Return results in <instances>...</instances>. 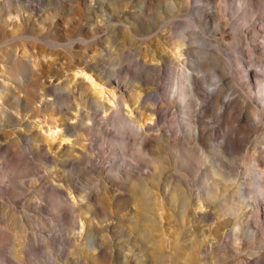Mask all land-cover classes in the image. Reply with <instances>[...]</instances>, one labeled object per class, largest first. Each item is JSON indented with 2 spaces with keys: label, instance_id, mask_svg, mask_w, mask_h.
<instances>
[{
  "label": "rangeland",
  "instance_id": "rangeland-1",
  "mask_svg": "<svg viewBox=\"0 0 264 264\" xmlns=\"http://www.w3.org/2000/svg\"><path fill=\"white\" fill-rule=\"evenodd\" d=\"M29 1L35 8L33 26L23 27L19 16H1L2 30L81 42L72 48L73 58L57 48L51 58L40 55L39 63H53L59 82L70 81L74 92L82 80L89 84L74 70L77 63L85 65L105 93L97 100L100 96L90 92L98 119L105 117L103 104L116 111L104 131H91L83 142L81 131L65 137L67 124H90V109L78 107L70 93L58 91L61 107L35 98L26 112L0 100V264H261L264 198L257 171L264 173V103L257 91L264 65L253 61L264 62V0H189L188 8L176 4L170 9L166 0H100L104 18L96 12L95 0ZM137 6L144 11L129 17ZM111 15L113 22L104 25L102 20ZM92 16L98 23L93 33ZM164 17L168 33L160 25ZM184 24L202 38L195 41L200 51L215 56L203 65L204 72L162 59ZM30 43L25 40L17 53L24 48L36 54ZM153 56L155 66L146 63ZM248 69L255 79H247ZM190 72L199 90L196 99L184 102L176 90ZM10 78L0 71L3 94L13 88ZM32 93L27 87L19 96ZM153 99L161 106L154 133L171 137L174 147L159 148L155 139L148 148L139 146L144 138L136 122L153 114ZM195 121L207 132L205 145L197 150L189 145ZM22 134H31L45 149L30 151ZM88 142V152L80 154ZM78 157L65 167L60 163ZM52 181L68 185L72 194L49 187ZM78 195L88 196L83 201V218L90 224L86 230L74 229L72 208L64 210L71 198L80 202ZM251 225L256 238L247 235Z\"/></svg>",
  "mask_w": 264,
  "mask_h": 264
},
{
  "label": "bare ground",
  "instance_id": "bare-ground-1",
  "mask_svg": "<svg viewBox=\"0 0 264 264\" xmlns=\"http://www.w3.org/2000/svg\"><path fill=\"white\" fill-rule=\"evenodd\" d=\"M175 1H178V3H176ZM188 1L189 0H166L165 4L168 5L169 9L173 5L175 6L176 4H179L181 6H185L188 8ZM236 1L240 2V0H236ZM245 1L247 2L250 0H245ZM144 2L149 4V3H151V0H144ZM95 3H96V9H97L96 12L98 13L99 16H101V18H104V16H106V14L102 10L103 4L100 3V0H95ZM137 7H138V10L136 12H129L128 13L129 17L132 16L135 18L137 16H140V14L144 11L143 6H137ZM137 7H135V8H137ZM24 10L29 12L27 17L23 16L22 12H24ZM34 10H35V8L33 7V3L30 2L29 0H0V18H1V16H9V18L11 16H14V17L19 16L21 19V22H22V26L25 28H27V26H31V27L33 26L32 13H34ZM113 18L115 19V16L111 15L110 18L106 17V19L102 20V21H103L104 25H108V23L110 24L111 22H113V21H111ZM90 19L92 20L93 23H95L93 28H91L92 29L91 32L93 33L94 27L98 23H96V18H94V16H92V18H90ZM167 21H168V19L165 17L160 20V25L162 27V30L165 31V33H168V30H166V29L168 27H170ZM120 22H123V21H120V20L117 21V23H119V24H120ZM221 24H224V22L223 23L220 22L218 25H221ZM25 28H22V29H25ZM153 36L157 37L158 34H155ZM165 36H166V34H165ZM175 39H176V41L171 46H168L166 49L163 50L164 56L162 57V59H165V58L170 59L172 61V63L173 62H174V64L176 63V66L178 65L182 69L186 66L193 71L195 69L194 67L198 66L199 70H201L203 65L208 60L210 61V60H212V58L215 57L211 54H204L200 51L199 47L196 46L195 41H198V42L202 41V38L199 37L198 33L191 30L190 26H188L186 24H184L183 27H181V29H179L176 32ZM25 40H30L31 46L34 49H37L36 54H33L32 52H30L29 50H25L24 48H22V50L19 53H17V50H16L17 47L20 45L23 46V44H25ZM243 40L246 42L247 38H243ZM80 43L81 42H76V41H73L72 39H69V38H67L64 42H61L59 40H56L53 38H48L46 36H41V38H38V37H34V36L32 37L31 35L26 36L25 34H21V33L15 35V33H9V32H5L4 30H2V27L0 25V63H3V70H0V71H2V73L4 75L11 77L10 80L13 84L12 90L8 91V93L3 94L1 89H0V100H2L4 102V104L9 108L15 109L17 111H19V108H21L22 110H25V112H26V111H29V107H30V105H32V102H34L35 98H39L40 100H43L45 105L47 102V104L56 105L57 107H61V105L59 103L60 102V96L58 95V91L59 90L66 91V92L70 93L68 95H71L72 97H74L76 102H78L77 103L78 107L81 105H83L84 107L88 106L90 111L87 114L86 119L88 120V123H90V124H81V123L75 124V125L67 124L66 129H65V131H66L65 137L67 135L74 136L75 134H77V132L81 131V132H84L83 134L85 136L82 138V140H83V142H85V141H89L88 135H90L89 133L91 131H93V130H98V131L103 130L104 131L106 123L108 122L111 114L116 110L110 106H107L106 104H103V105H101V108L103 109L105 117L101 118L100 120L98 119V116H99L98 113L99 112L97 110V107L92 102V98H91L92 95L90 94V92H93V94L96 96H100V98L99 97L96 98L97 100L101 99L105 93L100 88L99 89L96 88L97 85H96L94 79L91 77L90 73L87 71V68L85 67V65H82L81 63H77V65L74 66V70L77 71L76 73H80V75L83 78H85L87 81H89V84L87 85V84L83 83V80H82V83L80 85L76 86L77 89H76V92H74V90L69 85L70 81L63 80V81H61V83L59 82L61 80V77L58 75L56 70H53V68H52V67H54L53 63L48 62V63H46V65H42L41 61L39 63L40 55L43 57H50L51 58V57H53V55L58 54L57 48H62V51L65 50L64 52L69 53L73 58L74 52L72 51V48L76 44H80ZM252 51H254V50L252 49ZM71 56H70V59H71ZM65 59H67V57H65ZM53 61H56V58H53ZM150 62H153L154 66H155L157 63L156 57L153 56L151 59H149V62H146V63H150ZM253 62H254V64L255 63L261 64L262 63L264 65V62H258V61H253ZM197 63H199V64H197ZM65 64H67V60H65ZM61 66H63V63ZM144 67L149 68L147 64H144ZM223 71H227V70L223 69ZM201 72H204V71L201 70ZM203 75L205 76V74H203ZM211 75H213L214 79H216L217 81H218L217 78H220V77H218L217 72L211 73ZM246 77H247V79L251 80V78L255 77V74L252 70L248 69L246 71ZM262 78H264V76ZM185 79H186V82L180 83V85H178V88L176 90V94H178L184 100V102L185 101L188 102L190 97H192L193 99L197 98L198 84H197L196 77L191 72L187 74V77ZM43 80H45L44 83L42 82ZM202 80H206L205 77ZM39 83H41V84L39 85ZM205 83H206V81H205ZM230 84H233V83H230ZM38 86L41 87V91L38 90ZM1 87H2V85L0 84V88ZM27 87L31 88L33 90V93H32V95L24 96L21 99L19 96V93L21 90H25ZM218 89H220V88H218ZM15 91H18V93H16ZM217 93H220V92H217ZM257 93L260 96V98L258 100H260L261 102L264 103V81L263 80H261L258 84ZM172 94H174V93L172 92ZM47 96L49 99H46ZM138 97H139V99H141V93L139 94ZM246 99L244 98L243 101L247 102ZM153 101L156 102L157 104H155V106H152L150 108V110H152L153 114L150 115L149 117H146V118L144 117L143 119H139V121H137V122L135 120H132L131 118H127L130 121L136 122L139 129H140L139 130V136L144 138L143 141L142 142L140 141V143H139L140 144L139 146L142 149L148 148L149 146H152L154 139H155V144L159 148H164L165 144L169 145V146L173 145V143L169 139L171 137L165 139L164 136H161L160 134L156 135L154 133V131L156 130V127H157L156 121H155V119L158 118V111L157 110L159 108H161V106L158 104V101L156 99H153ZM108 102H111V100H108ZM234 102H235V100H234ZM112 103H114V102H112ZM195 105H196V103H195ZM198 105L199 104H197V107H198ZM198 108H200V107H198ZM195 109H196V107H195ZM79 111H80V109L77 110L78 113H79ZM79 114L81 115L82 113L80 112ZM253 114H254V116H256L255 118H257V116H259L256 110H253ZM7 121L9 122V119ZM10 122H13V121L10 120ZM193 125L196 127H194V130L192 131V133L190 135V137H191L189 139V142L191 141L190 144H189V142H187V143L189 145H191L192 148H195L197 150V149H199L200 145H205V138H207L206 137L207 132L205 131L204 126L202 124H199L195 121V123L193 122ZM58 131L53 132L52 134L57 135ZM9 134L10 133H8V132L5 133V135H9ZM83 134L81 136H83ZM22 137L23 138L27 137L29 139V142H30L29 150L30 151L33 149L34 151H40L41 152L45 149V146L41 145L39 142H37L31 134H22ZM89 146H90L89 142H88V144H82L83 149L78 150V152L82 155H85L89 150ZM174 146L175 145H173V147ZM206 146H207V144H206ZM2 148H3V144H2L1 139H0V150ZM186 148L188 150H191L190 147H186ZM180 155L181 154H179V156ZM79 158L80 157H78L76 159L61 158L60 163L62 166L65 167L71 163L78 162ZM53 159H54L53 160V162H54L56 160V156H54ZM249 160L253 164L255 162L254 167H256V165H257L256 164L257 163L256 157L252 155L249 158ZM54 164H56V163L54 162ZM218 166H219V164H218ZM50 169H53V167H51ZM259 169H261V168H259ZM214 170H216L215 166H214ZM111 172H112L111 177L117 179L118 175L115 173V171L112 170ZM257 172H258V180H257L258 191H259L260 195L263 196V198H264V173L259 172V171H257ZM49 185H50L49 187L56 189L60 193H65V190H67V191H69V194H72L71 188L68 185L63 188L60 185H55L54 181L50 182ZM78 197L80 198V202L76 201V199H75L76 197H73V198H71L70 204L66 203L64 210L66 211V209L68 210L69 208H72L71 210H73V212H74V216H73V223H75L74 229L80 228L81 230H83V229L86 230L90 224H89V222L87 224L86 220L83 218V214H87V213H84V211H83L85 209V207L87 208V205L84 204L85 202H83V201H87L88 196L78 195ZM184 200H183V202H184ZM198 202L200 203V197L198 198ZM143 206H144V209H145V207H147L146 201L143 202ZM200 207H201L200 204L195 207V213L198 212V209H201ZM262 210L264 211V206H263ZM68 211H66V212H68ZM252 211L250 212V214L254 215L255 211L254 212H252ZM71 217H72V215H71ZM255 219L256 218H254V220ZM46 221H48V220H46ZM234 228H235V226H234ZM237 231L239 234L240 229H238ZM238 234L236 235V238H235L236 241L238 240ZM247 235L249 236V238H256L258 236V232L254 228V226L251 225V227H249V229H247ZM261 256H262V259H261L260 263L264 264V253H261Z\"/></svg>",
  "mask_w": 264,
  "mask_h": 264
}]
</instances>
